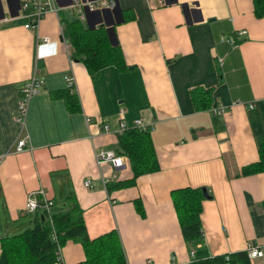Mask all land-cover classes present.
<instances>
[{
    "label": "crops",
    "instance_id": "crops-1",
    "mask_svg": "<svg viewBox=\"0 0 264 264\" xmlns=\"http://www.w3.org/2000/svg\"><path fill=\"white\" fill-rule=\"evenodd\" d=\"M23 1L0 0V238L42 218L24 211L28 194L42 189L62 202L74 193L89 238L116 230L126 264H188L246 250L249 242L264 249V171L239 175L259 161L264 140V15H254L253 0H114L112 8L86 11L84 22L73 0H55L57 11L35 30L24 26ZM74 21L111 30L130 68L107 66L92 78L69 55L63 34ZM44 37L50 42L37 48ZM35 66L43 84L21 125L20 88ZM195 87L212 88L211 106L226 112L197 110L189 94ZM67 90L79 111L54 96ZM120 109L128 128L138 117L150 124L159 163L131 186H112L132 177L127 162L117 169L95 159L100 149L116 153ZM22 138L25 148L16 151ZM186 186L210 194L202 201V238L190 247L170 196ZM84 259L82 245L68 240L52 264ZM250 260L264 264V255Z\"/></svg>",
    "mask_w": 264,
    "mask_h": 264
},
{
    "label": "trees",
    "instance_id": "trees-1",
    "mask_svg": "<svg viewBox=\"0 0 264 264\" xmlns=\"http://www.w3.org/2000/svg\"><path fill=\"white\" fill-rule=\"evenodd\" d=\"M253 13L257 18L264 15V0H253ZM64 38L68 42L69 55L81 62L89 75L95 78L107 66L125 71L130 66L125 62L119 44H112L106 29L102 26L90 29L78 21L66 25ZM212 88H192L191 100L197 110L209 109L212 103ZM62 97L69 111H79L77 97L67 90ZM116 154L123 155L130 166L132 177L115 182L112 186H131L140 175L158 171L159 163L149 131L127 128L117 134ZM259 149V161L241 168L239 175H250L264 171V140ZM262 146V144H261ZM111 185L108 186L110 189ZM207 191V190H206ZM171 201L179 221L184 241L190 247L202 238L200 214L202 201L210 197L203 187H180L170 191ZM137 211L143 214L141 203L136 202ZM34 227L18 234L0 238V264H52L58 260L57 251L66 241L82 245L85 259L77 264H126L119 236L116 230L96 238H89L84 224L82 210L73 192L53 198L50 219L45 213ZM188 264H251L246 250L193 259Z\"/></svg>",
    "mask_w": 264,
    "mask_h": 264
},
{
    "label": "built area",
    "instance_id": "built-area-1",
    "mask_svg": "<svg viewBox=\"0 0 264 264\" xmlns=\"http://www.w3.org/2000/svg\"><path fill=\"white\" fill-rule=\"evenodd\" d=\"M157 2H162V0H155ZM115 5L114 0H94L91 2H83L81 0H73L72 6L76 8V12L78 14V19L82 22L85 21L86 11L93 12L96 10H103L105 8H112ZM23 15L27 18V22L24 26L28 29L35 30L38 27L39 22L42 20L44 15L48 12H56L58 6L55 0H24L22 3ZM50 40L47 37L42 38L40 42L37 43V48L48 44ZM55 53L54 50L48 52V54ZM44 58L41 53L36 54V59ZM66 84L68 87L73 86V76L69 75L65 78ZM43 84V79L40 74V69L38 66H35L33 72L28 80L23 82L21 85L22 96L18 102V110L16 115V121L21 125L24 124L25 118L28 112V106L31 98L37 94L39 88ZM239 103V102H238ZM254 104H249L252 107ZM210 111L214 115H222L226 112L225 106H216L212 105L210 107ZM124 109H120L118 114V128L116 134L122 133L128 127L124 121ZM102 128L104 131L109 130V126L107 124H103ZM133 128H136L139 131H147L150 128V124L144 117H138L133 120ZM26 141L24 138L17 141L15 150L20 151L25 148ZM95 159L97 164H102L108 162L111 164L113 168H121L126 165V160L123 155L116 154L113 150L109 149H100L95 153ZM116 176V175H114ZM107 182V179L103 180V184ZM84 185L86 187L91 188L92 183L90 179H86L84 181ZM40 195V196H37ZM53 207V200L47 198L45 192L42 189L37 191H32L28 194L24 211L26 213H35L41 212L45 213L47 217L50 219L51 212ZM60 248L57 251V255L59 258ZM247 255L250 259L262 257L264 255V249L261 245L257 243L249 242L246 247ZM193 253V252H192Z\"/></svg>",
    "mask_w": 264,
    "mask_h": 264
},
{
    "label": "water",
    "instance_id": "water-1",
    "mask_svg": "<svg viewBox=\"0 0 264 264\" xmlns=\"http://www.w3.org/2000/svg\"><path fill=\"white\" fill-rule=\"evenodd\" d=\"M107 33H108V37H109L110 42L113 44V41H112V39H113V37H112L113 36V33H111V30H107ZM203 192H204V194L207 193V191H206L205 188H203Z\"/></svg>",
    "mask_w": 264,
    "mask_h": 264
},
{
    "label": "rangeland",
    "instance_id": "rangeland-1",
    "mask_svg": "<svg viewBox=\"0 0 264 264\" xmlns=\"http://www.w3.org/2000/svg\"><path fill=\"white\" fill-rule=\"evenodd\" d=\"M139 98V97H138Z\"/></svg>",
    "mask_w": 264,
    "mask_h": 264
}]
</instances>
